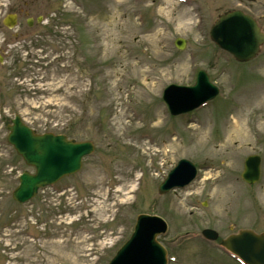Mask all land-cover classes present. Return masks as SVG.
Here are the masks:
<instances>
[{
  "label": "rangeland",
  "instance_id": "374dc122",
  "mask_svg": "<svg viewBox=\"0 0 264 264\" xmlns=\"http://www.w3.org/2000/svg\"><path fill=\"white\" fill-rule=\"evenodd\" d=\"M15 1L21 23L43 16L49 32L12 46L17 53L6 62L0 264H109L140 215L168 224L159 238L168 264H241L220 242L243 230L264 233V47L257 59L239 64L209 32L219 15L240 3L249 7V0ZM177 39L185 41L183 51ZM200 70L218 97L172 117L164 90L193 86ZM17 115L38 134L95 146L78 174L25 205L12 194L19 177L34 170L7 143ZM252 155L261 157L262 175L248 186L241 174ZM183 159L195 164L196 180L161 195L159 186ZM95 172L101 185L94 184ZM205 229L219 241L205 240Z\"/></svg>",
  "mask_w": 264,
  "mask_h": 264
},
{
  "label": "water",
  "instance_id": "95a60500",
  "mask_svg": "<svg viewBox=\"0 0 264 264\" xmlns=\"http://www.w3.org/2000/svg\"><path fill=\"white\" fill-rule=\"evenodd\" d=\"M15 24L16 17L5 20V25L9 28ZM210 38L239 63L254 60L264 44V34L258 24L240 11L221 15L211 29ZM185 46L182 39L176 41L179 50H184ZM218 95L219 89L210 82L207 73L199 71L193 87L170 85L164 91L163 100L172 116H180L198 109ZM8 131V144L28 167L35 170L34 175L25 172L19 178V186L13 193L14 201L19 204L30 202L41 189L78 173L83 159L94 151L91 142L78 143L66 136L54 134L38 135L23 123L20 116L12 120ZM196 176L194 164L181 160L160 185L159 193L165 195L173 189L185 188ZM260 177L261 158L249 157L245 162L243 181L254 185L260 181ZM167 231L168 226L160 217L141 215L132 237L110 264H168L167 251L157 240ZM202 234L210 241L219 239V234L213 230H205ZM222 246L245 264H264V233L257 235L252 231H241L223 241Z\"/></svg>",
  "mask_w": 264,
  "mask_h": 264
},
{
  "label": "flooded vegetation",
  "instance_id": "af4514ba",
  "mask_svg": "<svg viewBox=\"0 0 264 264\" xmlns=\"http://www.w3.org/2000/svg\"><path fill=\"white\" fill-rule=\"evenodd\" d=\"M250 5L246 7L240 3L238 9H241L245 14L251 16L260 27L261 31L264 33V0H249ZM1 11L5 12V17L0 23V95L2 88L6 85L3 80H6L5 74L9 67H6V62L13 59L17 53L16 49L12 46H17L20 42L25 40H30L31 42L38 41L39 37L49 32L48 29L42 27V23H38V18H32L31 25H29V19L27 24L24 25L20 22L21 17L23 18L21 12L18 10L17 3L15 0H0ZM7 16H16L18 26L14 30H9L4 25V19Z\"/></svg>",
  "mask_w": 264,
  "mask_h": 264
},
{
  "label": "bare ground",
  "instance_id": "6f19581e",
  "mask_svg": "<svg viewBox=\"0 0 264 264\" xmlns=\"http://www.w3.org/2000/svg\"><path fill=\"white\" fill-rule=\"evenodd\" d=\"M136 74H142V73H136ZM148 87H156V85H152V84H150ZM171 152L169 151L168 152V154H170ZM93 181H94V184L96 185V186H98V185H101L102 184V179L100 178V174H99V172H95L94 173V176H93ZM122 192H123V190H120V191H118V193H120V194H122Z\"/></svg>",
  "mask_w": 264,
  "mask_h": 264
}]
</instances>
